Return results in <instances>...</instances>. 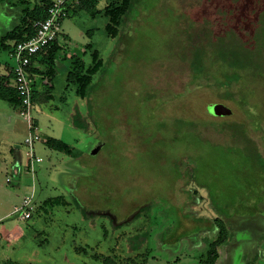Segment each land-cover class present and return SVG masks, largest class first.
I'll list each match as a JSON object with an SVG mask.
<instances>
[{"label":"rangeland","instance_id":"1","mask_svg":"<svg viewBox=\"0 0 264 264\" xmlns=\"http://www.w3.org/2000/svg\"><path fill=\"white\" fill-rule=\"evenodd\" d=\"M113 1L68 17L55 74L35 77L32 114L42 137L35 154L43 158L35 173L27 121L0 99V218L33 191L36 205L30 219L17 212L0 222V264H108L97 254L112 264H264V73H248L246 107L223 90L188 85L189 73L169 74L185 72L187 23L203 29L216 21L217 0H139L115 38L105 14ZM240 1L244 10L233 13L264 42V0L252 13L250 0ZM21 16L20 6L0 3V38ZM10 48L0 53V75L14 66ZM95 51L103 65L81 98L67 80L70 56L89 67ZM236 124L239 140L227 128ZM55 197L67 204L50 205Z\"/></svg>","mask_w":264,"mask_h":264},{"label":"trees","instance_id":"2","mask_svg":"<svg viewBox=\"0 0 264 264\" xmlns=\"http://www.w3.org/2000/svg\"><path fill=\"white\" fill-rule=\"evenodd\" d=\"M55 1L56 0H0V3L10 2V4L22 8L20 24L15 26L11 32H8L0 38V53L11 47V55L15 43L33 38L36 34L37 23L48 18L49 9ZM255 1L256 0H250L251 3L249 8L251 9V13L258 7L255 5ZM97 2L98 0H80L79 3L73 0L69 1L66 4L69 13L68 17L78 13L80 10L92 11ZM138 2L139 0H115L106 6L105 14L109 18L106 31L110 37L115 38L121 33L122 27L125 26V21L132 7ZM213 2L215 3V22L213 20L205 21L203 29L201 28L203 25H201V27L197 25L195 28H192V24L187 23L189 29L186 39L191 48L187 53L186 62L179 65V68L182 70L184 69L183 71L185 72L176 71V74H169L182 78L189 73L188 85L205 84L219 91L223 90V97L226 100H236V102L238 101L239 104L245 107L248 104L252 105L250 100L251 92L249 93L247 90L249 88L248 79L250 78V73H253L255 76L264 73V42L253 36V33L247 32L249 19L246 23H242L239 18H237L238 15L236 14L244 10V6L242 7L238 4L241 2L240 0H221L222 3H219L217 0ZM262 6H264V3ZM233 10H235L236 14L233 13ZM226 14L233 17V22H228V20H226L228 18ZM65 20H63V22ZM190 20L191 23L196 25V21L193 22V19ZM224 20H226L225 26L223 24ZM216 25H218V28L224 27V30L218 29V32ZM203 31H206L203 33L204 38H202V36L200 38L199 32ZM9 41L15 42L10 46L8 44ZM90 48H92V44L87 45L86 51ZM62 50L63 48L57 40L32 57L29 72L32 78L33 102L36 97L35 77L40 75L44 82L47 77L50 78L53 76L55 74L56 59ZM92 55L93 63L89 67L85 65V62L80 56H70L71 69L67 80L70 85L75 86L76 94L81 98L87 97L89 86L93 81V75L97 73L103 65V59L99 56L97 51ZM38 64H41L44 70H42V67H39ZM13 67L8 68V75H0V99L8 102L12 107L17 109L20 105V99L14 89L10 87V82L14 78ZM172 120L184 122L194 130L196 124L198 125L196 121L178 117H174ZM35 123L38 126L36 119ZM241 127V124L227 126L231 136H233L235 140H239L242 134ZM53 145L55 149L69 156L79 158V154H77L75 147L67 143L56 142ZM66 204L67 201L64 197L50 199V205ZM218 226L220 227L218 239H220L224 230L222 229V224H218ZM221 240L217 241L219 242ZM76 250L82 254L87 253L84 247H76ZM94 258L108 264L114 263L111 255L97 254L94 255Z\"/></svg>","mask_w":264,"mask_h":264},{"label":"built area","instance_id":"3","mask_svg":"<svg viewBox=\"0 0 264 264\" xmlns=\"http://www.w3.org/2000/svg\"><path fill=\"white\" fill-rule=\"evenodd\" d=\"M71 0H56L49 9V16L46 20L37 23L36 34L29 40H24L15 43L11 57L14 60L13 67V83L14 91L20 99L18 112L27 121L29 134L24 140V144L29 148V172L35 173L36 165L43 162V158L35 154V144L41 141V136L38 133V126L35 123V118L32 114L33 110V91L32 78L29 72L32 57L44 50L48 45L57 41L63 36V20L68 17V10L66 4ZM77 3L80 0H73ZM7 183L11 182L8 177ZM36 210L34 202V191L30 195L23 198L22 205L16 207L12 214L20 212L21 219H30ZM9 214L0 218V222L7 219Z\"/></svg>","mask_w":264,"mask_h":264},{"label":"water","instance_id":"4","mask_svg":"<svg viewBox=\"0 0 264 264\" xmlns=\"http://www.w3.org/2000/svg\"><path fill=\"white\" fill-rule=\"evenodd\" d=\"M213 111H215V113H221L222 114L226 111V108L223 106H216Z\"/></svg>","mask_w":264,"mask_h":264},{"label":"crops","instance_id":"5","mask_svg":"<svg viewBox=\"0 0 264 264\" xmlns=\"http://www.w3.org/2000/svg\"><path fill=\"white\" fill-rule=\"evenodd\" d=\"M5 75H8V72L5 74ZM13 82V80H11V82H10V84ZM16 109V108H15ZM17 111H18V108L16 109ZM38 124V123H37ZM8 178V177H7ZM6 178V179H7ZM7 182V181H6ZM11 182H12V180H11ZM11 182L10 183H8V184H11ZM7 216V215H6ZM5 217V216H4ZM2 218V217H1Z\"/></svg>","mask_w":264,"mask_h":264}]
</instances>
